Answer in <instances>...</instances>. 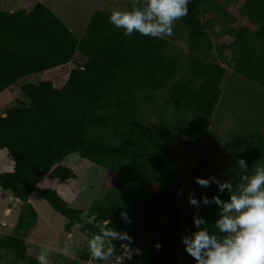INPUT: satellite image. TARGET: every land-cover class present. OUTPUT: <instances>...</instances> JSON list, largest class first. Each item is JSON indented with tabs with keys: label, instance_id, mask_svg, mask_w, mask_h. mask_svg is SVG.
Listing matches in <instances>:
<instances>
[{
	"label": "trees",
	"instance_id": "16d2710c",
	"mask_svg": "<svg viewBox=\"0 0 264 264\" xmlns=\"http://www.w3.org/2000/svg\"><path fill=\"white\" fill-rule=\"evenodd\" d=\"M228 1L224 8L216 0H191L188 14L175 21L173 35L184 37L190 50L183 63L168 57V40L116 29L111 12L96 11L78 39L43 4L30 12L0 7V95L23 79L82 58L60 88L57 77L22 86V100L0 117V152L6 150L14 165L13 172L0 173V188L22 203L14 233L0 236V253L13 260L6 264H38L26 244L38 219L31 195L62 215L67 231L77 226L88 237L100 226L126 231L131 242L114 241V253L122 256V245L139 253L124 264H195L181 243L183 235L197 230L194 216L206 221L201 227L210 235L223 238L215 228L221 209L213 197L227 202L232 193L220 192L213 182L210 204L201 211L180 205L187 177L172 156L175 145L195 156L200 152L223 96L227 72L221 61L264 88V0ZM240 12L245 25L235 28ZM220 19L224 24L218 29ZM213 52L216 57L209 59ZM249 148V173L242 171V177L264 166V119ZM72 154L105 170V195L86 210L70 207L56 190L40 188L45 178L76 179L62 164ZM218 180L234 190L243 183ZM167 204L172 206L163 214ZM84 211L90 222L81 221Z\"/></svg>",
	"mask_w": 264,
	"mask_h": 264
},
{
	"label": "rangeland",
	"instance_id": "374dc122",
	"mask_svg": "<svg viewBox=\"0 0 264 264\" xmlns=\"http://www.w3.org/2000/svg\"><path fill=\"white\" fill-rule=\"evenodd\" d=\"M216 1L222 3L224 8L229 6L228 0ZM140 3L141 0H0V7L9 13L19 10L30 12L37 4H43L61 19L78 39H81L96 11L112 13L114 10H131L133 7L139 6ZM235 16L232 26L235 28L244 26L243 13H237ZM223 24L224 22L220 19V23L217 25L218 29ZM173 37L176 40H172L171 36L163 37L170 42V48L167 51L168 57L178 58L183 63L190 54L187 40L178 35H173ZM230 55L231 52L228 51L226 56L229 59ZM215 57L216 53L213 52L209 59ZM221 63L227 72L221 87L223 96L210 123L200 152L195 156L178 145L173 146L172 161L187 177L184 184L186 189L180 197L179 204L193 207L198 211L207 206L202 203L203 197L208 198L209 204L211 199L209 187L198 186L195 183V178L215 176L218 179L222 177L229 179L233 177L234 182L238 183L242 178V170L239 169L236 160L244 158L247 161L246 153L264 119L262 105L264 88L236 74L232 67L226 65L225 61H221ZM81 64L82 58L77 55L73 63L63 68L32 75L26 80L19 81L0 95V117L4 116L7 110L16 106V101L22 96L21 88L25 84L55 80L57 77L56 86L60 88L66 83L68 73ZM183 69L179 72L178 77L183 75ZM23 101L28 105L26 100ZM7 162H9L8 158L6 160L5 157V163L0 168H6L5 171L11 170L12 164L9 162L7 166ZM62 164L75 172L76 179L59 181L45 178L40 184L41 189H58L70 207L82 210L88 209L94 200L104 197V169L81 159L78 154L69 155ZM231 173H234L233 176ZM190 193L201 200L199 207L189 203ZM30 203L38 213L37 223L28 233L26 239L30 255L36 257L41 251L51 246L52 251L48 253L49 264H108V261L113 258L112 256L107 261L99 262L92 260L88 252V240L94 236L88 237L77 226L73 227L71 231H67L65 229L67 220L38 196L32 195ZM171 206L172 204H167L163 214H167ZM21 208L22 203L16 201L13 204L11 193L0 188V236L14 233ZM69 234L73 241L66 240ZM65 245L71 247L67 254L63 252ZM12 261V258L6 253H0V264Z\"/></svg>",
	"mask_w": 264,
	"mask_h": 264
},
{
	"label": "clouds",
	"instance_id": "9594fccd",
	"mask_svg": "<svg viewBox=\"0 0 264 264\" xmlns=\"http://www.w3.org/2000/svg\"><path fill=\"white\" fill-rule=\"evenodd\" d=\"M191 0H141L139 6L131 10H114L109 16V22L116 29H123L125 35L134 32L141 36L160 39L173 35L176 20L188 14V4ZM238 167L244 173H249V166L244 158L236 160ZM243 183L234 190L231 183H220L215 177H196L195 183L200 187H210L213 182L218 185L219 191L227 189L232 195L225 202L219 197H213V201L221 209L220 217L215 222V228L225 234L222 239L216 235H210L206 227V221L199 216H194L196 231L181 237L184 251L195 264H264V166L254 169V174L244 175ZM183 194V189L179 191ZM189 203L199 207L201 200L194 194H189ZM204 205L209 204L208 198L202 199ZM89 213H81V221L90 222L85 218ZM121 218L131 223L127 212H121ZM106 223H104L105 225ZM66 240L73 241L71 234ZM132 238L126 231H120L115 227L100 226L99 233L88 240V252L94 261L116 260L113 247L114 241H129ZM127 245H122V247ZM158 250L161 244L155 246ZM70 246L65 245L63 252L67 254ZM129 249V253L132 254ZM52 247L41 251L37 256L38 264H49L48 253ZM139 251V250H138ZM136 254V253H134ZM133 255V254H132Z\"/></svg>",
	"mask_w": 264,
	"mask_h": 264
},
{
	"label": "crops",
	"instance_id": "0c3cea01",
	"mask_svg": "<svg viewBox=\"0 0 264 264\" xmlns=\"http://www.w3.org/2000/svg\"><path fill=\"white\" fill-rule=\"evenodd\" d=\"M5 157H6V160H7V158H8V153H7V151L6 150H3V151H1L0 152V158H1V162H0V167H2L3 166V164L5 163ZM8 161L12 164V168H11V170H8V171H5V169H3V168H0V173H3V172H9V173H11V172H13L14 171V165H13V163L9 160V158H8ZM9 162H7V166H8V163ZM5 166V165H4ZM59 187H61V186H59ZM53 190H56V189H53ZM57 192H58V194L60 195V193H59V191H58V189L56 190ZM61 196V195H60ZM62 197V196H61ZM31 198H32V195L29 197V202L31 201ZM63 198V197H62ZM11 199H12V201H13V197H12V194H11ZM64 199V198H63ZM17 202L18 203H21L19 200H17ZM8 212V211H7ZM19 216H20V214H19ZM18 220H19V218H18ZM18 224V223H17ZM17 224H16V226H15V229H16V227H17Z\"/></svg>",
	"mask_w": 264,
	"mask_h": 264
},
{
	"label": "built area",
	"instance_id": "2783aa9c",
	"mask_svg": "<svg viewBox=\"0 0 264 264\" xmlns=\"http://www.w3.org/2000/svg\"><path fill=\"white\" fill-rule=\"evenodd\" d=\"M122 249L124 250V253L122 254V256H115L116 260H114L113 264H124V260L125 258H130V255L134 254V253H139L138 250H132V254L129 253V247L128 246H124L122 247Z\"/></svg>",
	"mask_w": 264,
	"mask_h": 264
},
{
	"label": "water",
	"instance_id": "95a60500",
	"mask_svg": "<svg viewBox=\"0 0 264 264\" xmlns=\"http://www.w3.org/2000/svg\"><path fill=\"white\" fill-rule=\"evenodd\" d=\"M16 201H17V199L14 198L13 201H12V203L15 204Z\"/></svg>",
	"mask_w": 264,
	"mask_h": 264
}]
</instances>
